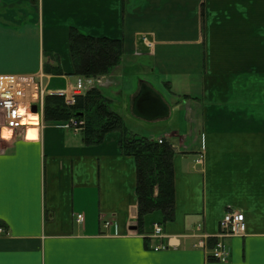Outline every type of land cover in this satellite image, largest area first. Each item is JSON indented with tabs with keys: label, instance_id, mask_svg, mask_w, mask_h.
Instances as JSON below:
<instances>
[{
	"label": "crops",
	"instance_id": "crops-1",
	"mask_svg": "<svg viewBox=\"0 0 264 264\" xmlns=\"http://www.w3.org/2000/svg\"><path fill=\"white\" fill-rule=\"evenodd\" d=\"M71 28L123 41L93 88L128 132L174 145L175 216L155 213L159 239L152 224L132 230L137 170L121 134L89 146L45 122L3 143L0 264H264V0H0V75L54 69L52 53L62 73L44 71L46 87L69 91ZM228 209L247 229L224 240L230 258L217 263L194 235L201 224L216 237Z\"/></svg>",
	"mask_w": 264,
	"mask_h": 264
},
{
	"label": "trees",
	"instance_id": "trees-1",
	"mask_svg": "<svg viewBox=\"0 0 264 264\" xmlns=\"http://www.w3.org/2000/svg\"><path fill=\"white\" fill-rule=\"evenodd\" d=\"M69 46L78 77L97 78L106 75L118 64L123 55V41L110 38H94L71 28ZM45 58L56 66L45 65L44 71L61 75L57 55L46 53ZM44 120L47 123L68 124L80 130L86 145L102 143L108 133L121 134L120 150L136 162L138 204V231L144 232L149 215L159 212L164 222L175 216V183L173 157L175 148L167 138L161 141L131 134L123 118L114 112L99 90L93 88L76 98L68 106L62 97L47 96L44 103ZM153 223V222H152ZM160 225L162 223L156 222ZM4 227V224H0Z\"/></svg>",
	"mask_w": 264,
	"mask_h": 264
},
{
	"label": "built area",
	"instance_id": "built-area-1",
	"mask_svg": "<svg viewBox=\"0 0 264 264\" xmlns=\"http://www.w3.org/2000/svg\"><path fill=\"white\" fill-rule=\"evenodd\" d=\"M144 42L151 46L149 41L144 38ZM45 76L41 72L36 75H0V103L3 95H7L9 101H14L16 109L11 112L3 110L1 116L3 119V127L7 128L14 134L16 131L37 129L43 126V109L44 101L47 95L62 97L68 106H72L76 102V97L81 95L86 89V86L92 85V80L79 79L76 86L68 91H47L44 85ZM3 107V104H0ZM36 107L34 112L32 109ZM32 115L36 117L37 122L26 123V118ZM66 127H69L66 125ZM4 138L0 134V154L3 152L2 142ZM82 219L81 215L77 216V222ZM107 222L105 226H109ZM197 231L201 232V227H197ZM246 231L245 216L234 210H229L224 215L220 222L219 238L241 236ZM5 233L4 229L0 228V234ZM162 234V229L159 226L154 227V236L159 237ZM206 234L200 235L198 247H206L209 240ZM166 249L165 246L158 247L157 250ZM211 258L215 261L224 263L229 258V250L226 245L217 241L212 248Z\"/></svg>",
	"mask_w": 264,
	"mask_h": 264
},
{
	"label": "bare ground",
	"instance_id": "bare-ground-1",
	"mask_svg": "<svg viewBox=\"0 0 264 264\" xmlns=\"http://www.w3.org/2000/svg\"><path fill=\"white\" fill-rule=\"evenodd\" d=\"M7 99H8V96H7V95H3L0 104H3V109H4V110H7L8 112H11V111H13L14 109H16V106H15L14 101H9V100H7ZM25 121H26V123H31V121L29 120L28 117L26 118ZM4 131H9V130H8L7 128H5V127H2V129H1V134H2V136H3V132H4Z\"/></svg>",
	"mask_w": 264,
	"mask_h": 264
},
{
	"label": "rangeland",
	"instance_id": "rangeland-1",
	"mask_svg": "<svg viewBox=\"0 0 264 264\" xmlns=\"http://www.w3.org/2000/svg\"><path fill=\"white\" fill-rule=\"evenodd\" d=\"M3 110H4V109H3L2 105H0V127H1L2 124H3V119H2V116H1ZM157 213H159V212H157ZM159 218H160L159 214H155V213H154L153 215H149V216L147 217V219H146V225H148V227H150V225L152 224V222H153V221H158Z\"/></svg>",
	"mask_w": 264,
	"mask_h": 264
},
{
	"label": "water",
	"instance_id": "water-1",
	"mask_svg": "<svg viewBox=\"0 0 264 264\" xmlns=\"http://www.w3.org/2000/svg\"><path fill=\"white\" fill-rule=\"evenodd\" d=\"M36 108H33V110H35ZM137 229V227H132V230H136Z\"/></svg>",
	"mask_w": 264,
	"mask_h": 264
}]
</instances>
